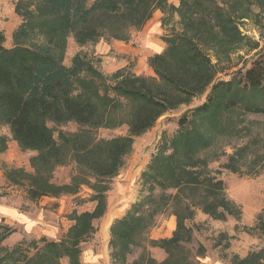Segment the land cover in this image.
Masks as SVG:
<instances>
[{
	"label": "trees",
	"instance_id": "1",
	"mask_svg": "<svg viewBox=\"0 0 264 264\" xmlns=\"http://www.w3.org/2000/svg\"><path fill=\"white\" fill-rule=\"evenodd\" d=\"M264 11V0H24L16 6L22 24L5 47L0 31V129L9 128L22 151L36 152L32 173L6 171L8 182L26 187L30 201L77 195L82 187L92 191V211L72 212L73 225L59 242H36L35 254L23 245L10 250L1 243L15 233L6 228L0 239V264H81L82 244L96 229L94 222L108 208L110 182L119 175L132 153L135 140L155 127L167 114L190 105L207 93L206 101L179 120L169 140L163 135L157 152L141 175V197L110 229L112 264H129L135 248L151 246L167 254L162 264H199L185 244L193 242L187 226L200 211L213 220H240L241 208L226 196L225 184L209 169L203 154L224 134L231 116L264 117V50L247 68L229 80H218L223 64L247 43L239 24ZM160 10L166 34L162 54L149 59L155 77L136 76L124 69L110 77L86 53L65 65L71 36L84 47L100 40L129 42L131 30L140 31ZM178 16L179 21H175ZM249 43V41H248ZM259 45H253L258 50ZM75 123V133L55 127ZM128 127V134L98 140L100 129ZM245 126L232 129L243 130ZM3 138L0 140L2 142ZM1 151V150H0ZM74 162L70 183L53 181L57 168ZM239 157L232 156L224 169L236 172ZM264 164V161H263ZM171 210L176 230L171 238L151 240L150 230L160 215ZM254 230L264 235V210ZM226 238L225 235H220ZM229 248V243L224 245ZM205 254L199 246L198 254ZM236 258V264H264V250ZM132 264H157L144 248Z\"/></svg>",
	"mask_w": 264,
	"mask_h": 264
},
{
	"label": "rangeland",
	"instance_id": "2",
	"mask_svg": "<svg viewBox=\"0 0 264 264\" xmlns=\"http://www.w3.org/2000/svg\"><path fill=\"white\" fill-rule=\"evenodd\" d=\"M20 1L24 0H0V31L5 36V47L8 49L13 47L14 31L23 22L22 17L16 13V6ZM175 21H179L178 16L175 17ZM239 28L248 38L249 43L247 41L225 60L218 80L229 81L244 66L249 68L252 61L256 59V53L261 49L264 50V11L255 8L254 16L248 21H241ZM162 29L165 35L166 30L163 27ZM138 32L135 30L129 32L131 41L132 36ZM103 40L105 43L113 41L108 38ZM255 43L259 45L258 50L252 49ZM95 46L90 44L82 50L71 36L65 65L71 67L78 53H86L98 69L110 77L111 66L115 61H107L105 55L97 53ZM207 93L193 100L190 105L181 106L167 114L157 122L154 128L135 140L133 151L125 160L119 175L110 182L111 190L107 193L108 208L105 215L94 222L95 233L81 246V264H112V249L109 244L112 225L140 199L141 175L162 143V136L164 135L167 140L171 139L179 129V120L188 111L202 105L206 101ZM235 115L225 121L224 134L218 136L214 146L204 153L203 157L209 161L212 175L224 182L227 198L241 208L242 217L240 220L228 217L226 221H217L200 211L196 212L195 218L187 222V226L193 229V242L185 244V247L199 264H207L206 262L210 260L214 264H236L235 257L244 259L249 254L264 250V235L254 230L257 218L264 210V117L248 115L246 124H240L241 116ZM245 125L247 127L243 130H232L237 126ZM52 126L55 129L56 139L60 131L75 133L79 130V127L72 122L58 127ZM127 134L128 127L122 126L115 130L100 129L96 132V137L98 140H110ZM2 138L0 142V239L6 234L4 231L6 228L14 230L15 233L4 240L1 246L12 250L23 245L30 255H34L35 244L31 242H36L38 247L42 248V239L49 242L61 241L73 225L70 220L72 212L80 214L95 208V203L91 201L92 191L82 187L77 195L30 201L27 188L10 184L6 178V171L23 169L32 173L31 159L37 153L22 151L6 126L0 129V140ZM232 156L239 157L236 172L228 171L223 167ZM76 170V164L69 162L56 169L53 181L58 185L68 184ZM175 218L171 210L160 215L156 225L148 233V237L151 240L171 238L176 229ZM220 235H225L226 238H221ZM228 243L229 248H225L224 245ZM199 246L204 247V255L197 253ZM144 248L148 249L151 255L152 250L155 253H165L167 258L164 250L144 245V247L135 248L134 254L128 259L129 264L138 259ZM163 262H157V264ZM62 264H69V261L63 259Z\"/></svg>",
	"mask_w": 264,
	"mask_h": 264
},
{
	"label": "crops",
	"instance_id": "3",
	"mask_svg": "<svg viewBox=\"0 0 264 264\" xmlns=\"http://www.w3.org/2000/svg\"><path fill=\"white\" fill-rule=\"evenodd\" d=\"M170 3L175 6L179 5L178 0H170ZM163 17L164 15L160 10L156 11L152 19L145 24L138 34L132 36V41L113 40L105 43L102 39L96 44L95 49L98 54L105 55V59L109 62L115 61L111 66V75L126 69L136 76L155 77L154 70L149 66V59L154 55L162 54L166 49V44L161 40L164 32L162 29ZM86 47L84 46L81 49L83 50ZM152 256L158 263L163 262L166 258L165 253H155L154 250H152ZM206 263L214 264L211 260Z\"/></svg>",
	"mask_w": 264,
	"mask_h": 264
}]
</instances>
